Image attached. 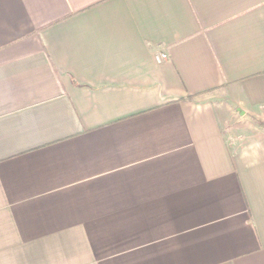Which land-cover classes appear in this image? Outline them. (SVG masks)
Listing matches in <instances>:
<instances>
[{"label":"crops","instance_id":"1","mask_svg":"<svg viewBox=\"0 0 264 264\" xmlns=\"http://www.w3.org/2000/svg\"><path fill=\"white\" fill-rule=\"evenodd\" d=\"M0 264H264V0H0Z\"/></svg>","mask_w":264,"mask_h":264},{"label":"built area","instance_id":"2","mask_svg":"<svg viewBox=\"0 0 264 264\" xmlns=\"http://www.w3.org/2000/svg\"><path fill=\"white\" fill-rule=\"evenodd\" d=\"M165 57H166V54H165V53H160V54H159V58H160V59H163V58H165Z\"/></svg>","mask_w":264,"mask_h":264}]
</instances>
